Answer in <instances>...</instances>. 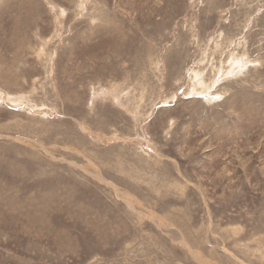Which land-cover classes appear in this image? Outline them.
<instances>
[{
	"label": "rangeland",
	"instance_id": "374dc122",
	"mask_svg": "<svg viewBox=\"0 0 264 264\" xmlns=\"http://www.w3.org/2000/svg\"><path fill=\"white\" fill-rule=\"evenodd\" d=\"M246 263L264 0H0V264Z\"/></svg>",
	"mask_w": 264,
	"mask_h": 264
},
{
	"label": "bare ground",
	"instance_id": "6f19581e",
	"mask_svg": "<svg viewBox=\"0 0 264 264\" xmlns=\"http://www.w3.org/2000/svg\"><path fill=\"white\" fill-rule=\"evenodd\" d=\"M131 21V20H130ZM99 25V24H98ZM130 25V24H129ZM112 29V28H111ZM110 30V29H109ZM115 33H117V32H115ZM93 36V35H92ZM208 52V51H207ZM201 60V59H200ZM231 60H232V58H231ZM219 74V73H218ZM214 89V88H213ZM183 90V89H182ZM206 92V91H205ZM173 98V97H172ZM221 98V97H220ZM206 99V98H205ZM168 102V101H167ZM153 150V149H152ZM161 158V157H160ZM246 264H248V263H246Z\"/></svg>",
	"mask_w": 264,
	"mask_h": 264
}]
</instances>
